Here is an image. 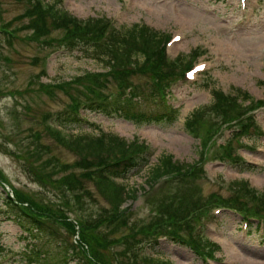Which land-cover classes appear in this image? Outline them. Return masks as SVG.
I'll return each instance as SVG.
<instances>
[{"label": "rangeland", "instance_id": "rangeland-1", "mask_svg": "<svg viewBox=\"0 0 264 264\" xmlns=\"http://www.w3.org/2000/svg\"><path fill=\"white\" fill-rule=\"evenodd\" d=\"M42 1L46 5L58 0ZM62 6L83 21L111 18L118 29L140 23L148 24L164 36L180 35L179 41L169 43V55L174 58L180 53L190 57L196 50L191 58L195 63H205L206 68L197 72L194 79L173 86L170 101L179 109L173 123H137L86 106L81 108L86 121L77 124L66 120L64 129H55L57 125L48 126V123H57L60 118L47 122L49 115L59 113L61 118H66L74 101L87 104L94 98L86 95L90 82L86 76L107 75L108 79L99 77L96 89L105 88L102 83L105 81L107 87L102 93L112 99H118L121 86L110 75L111 67L104 57L91 56L90 50L84 48L59 49L61 46H56L58 42L52 38L60 39L63 31L56 28L47 35H35L27 26L28 19L20 16L27 4L0 0V27L9 26L15 33L10 37L12 40L0 33V175L3 182L32 202L50 206L59 215L78 220L98 219L100 213L107 211L109 203L92 181L79 176L81 183L69 184L68 177L72 173L69 167L78 157L66 139L72 134L98 135L103 130L129 142L147 143L152 150L147 154L148 164L139 172L132 171L126 179H118L130 191L135 189L139 193L136 199L126 197L122 203L129 220L112 223L106 227L108 231L101 229L100 232L108 236L106 249L114 254L115 264L128 262L124 238H128L139 259L148 254L171 264H264L262 225L258 227L253 222L246 228L242 217L226 208L205 216L201 226L195 228L213 243V257L203 256L187 243L163 234L147 237L145 233L147 226L165 216L170 207L178 210L179 218L194 209L193 201L204 206L209 201L233 197L235 181H247L258 195L264 191V133L256 131L243 135L240 144L235 142L236 152L255 163L254 167L240 170L214 159L210 153L203 163L206 175L186 180L180 177L171 184L166 183L157 193L152 191H157L159 184L149 188L151 167L161 155L171 154L181 165L201 162L203 145L187 129L186 120L196 109L213 103L214 90L235 95L246 92L255 101L264 99V0H63ZM197 54L201 56L197 58ZM152 82L148 73H138V70L127 81L137 88L133 101L143 98L140 107L147 112L159 107L157 101L144 100L152 91ZM250 98L242 103L248 105ZM255 113L258 124L264 129V107ZM214 120V115L206 119L208 123ZM234 129H224L217 143H224L233 132L235 135ZM79 172L77 170L76 174ZM3 194L0 187V207L4 210ZM146 194H156L155 199L147 202ZM247 196L244 199L248 201ZM155 208L160 211L156 212ZM7 215L5 210L0 212V245L3 247H0V264H44L42 261L49 260L55 264L62 259L63 253L57 247L60 237L54 240L44 234L35 236V232L23 231L15 219ZM55 227L63 244L75 242V236L61 221H57ZM44 242L43 252L48 248L49 255L30 261L28 250ZM143 242L148 245L143 246ZM80 258L81 255L73 257L69 264H86Z\"/></svg>", "mask_w": 264, "mask_h": 264}, {"label": "trees", "instance_id": "trees-1", "mask_svg": "<svg viewBox=\"0 0 264 264\" xmlns=\"http://www.w3.org/2000/svg\"><path fill=\"white\" fill-rule=\"evenodd\" d=\"M17 1H24L27 4V8L20 16L28 19L27 26L34 30L35 35H47L57 28L63 31V35L60 39L52 38L53 41L58 42L55 44L56 46L65 45L68 49L78 46L81 50L83 48L90 50L91 56L104 57L111 67L109 69L110 75L113 76L119 87L121 86L119 91L123 92L132 86V83H127V81L131 80V76L137 70L138 73L149 74L153 81V86L152 91L145 95L144 100L157 101L159 102V107L156 110L147 112V110L140 107L142 98L140 101H131L120 106L119 114L121 116L137 121V123L161 124L173 123L176 120L179 109L174 107L166 109L162 105L161 100L165 97L167 86L169 87L174 80L183 74L185 69L192 65L194 60L191 56L195 54L196 50L190 57L182 55L175 59H170L165 49V41L170 35L164 36L148 24L135 23L129 27L116 30L115 28H109L108 19L91 18L86 21L78 19V17L64 9L63 6H60L61 0L51 4L47 3L46 5L42 0ZM4 27L0 29V32L6 34L4 37L10 40L15 36V33L8 29L9 26ZM99 77L100 79H108L105 74ZM99 77L98 75H88L85 78L90 80L86 86V95L94 97L88 102V105H91L92 108H100L102 106V103L96 101L95 97H102L101 93L107 87L106 82L102 81L105 88L101 87L100 91L96 89ZM213 94V103L196 109L186 120V127L195 136H199L202 129L206 131L204 134V148H206L209 141L221 129L223 124L237 123L241 130L236 132L234 137L220 148L218 154L221 159L229 160L236 164L240 170L250 169L251 165L242 160L237 154L235 142L240 144L241 137L246 133L259 132L254 120L247 114L254 105L262 102L257 101L254 103V100L246 92H238L235 95L233 93L226 94L221 90H214ZM249 98L251 99L250 105H244L242 101ZM78 101H74L73 110L72 112L67 111L66 118H60V120H63L60 123L70 120L81 124V120L75 113L77 105L80 103ZM208 115H214L215 120L212 123L206 121ZM66 142H68L67 144L78 157L69 167L72 172L68 177V180L71 181L69 184L81 183L82 180L79 176L95 183L99 192L109 203V207L106 208L107 211L100 213L98 219L78 220L72 219L70 216L59 215L57 214L58 211L46 205H33L30 203L29 207L20 206L8 194L4 202L12 210L14 218L23 229L31 233L35 232L36 234H33L35 236L44 234L54 240L60 237L57 247L63 253V260L60 258L55 264H62L65 257L72 253H75L76 256L80 254L81 258L83 256L88 264H115L116 258L114 254L109 253L106 249L109 241L108 236L105 232L103 234H100V232L101 229L108 231L106 227L112 223H126L129 220L126 219L127 215L122 208V203L126 201V197H134L137 192H135V189L130 191L118 179L124 180L128 175H131L132 171L139 172L148 164L147 143L129 142L118 134L103 130L98 135L88 133L72 134L69 139H66ZM203 156L204 152L202 151L200 159H203ZM77 170L80 171L79 174H76ZM174 173L176 175L175 180L180 177L186 180L191 177L203 176L205 171L198 165L177 164L173 155L163 154L151 167L149 181L151 183L162 175ZM233 184V197H222L219 200L209 201V203L205 202L204 206L201 205L202 203L193 201L191 206L194 209L183 211L185 212L183 217L178 218L176 215L178 210L176 208H168L165 216L147 226V229H145L147 237H151L154 234L158 237L163 234L167 238L170 237L171 239L187 243L198 252L213 257L215 252L213 243L206 241L202 237L195 238L193 236L196 222L200 220V216L206 212L212 203L218 202L216 205H225L231 209L238 210L243 215H254L264 220V191L261 195H258V191L250 189L247 181H235ZM245 195H248V201L244 199ZM15 197L18 201L27 200L23 199L18 192H15ZM155 211L159 212L160 210L155 208ZM57 221H61L70 234L76 235L78 233L80 241L63 244L62 236L59 235L55 227ZM124 239L127 240L124 248V254L126 258L128 257L126 264H171L168 261H162L150 255H145L139 259L137 251L135 252L131 249L128 238ZM38 241H42V239ZM44 245L45 242L38 246H32L28 250L30 256L27 257L30 261L33 259L37 261L39 258L49 255L48 248L43 252ZM43 254L46 255L42 257ZM51 255L50 257H52ZM42 262L44 264H54L50 260Z\"/></svg>", "mask_w": 264, "mask_h": 264}]
</instances>
